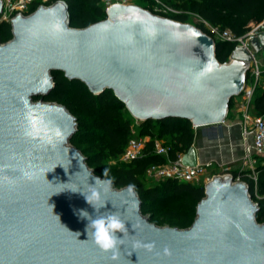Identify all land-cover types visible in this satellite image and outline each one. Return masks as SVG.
Segmentation results:
<instances>
[{
  "label": "water",
  "instance_id": "1",
  "mask_svg": "<svg viewBox=\"0 0 264 264\" xmlns=\"http://www.w3.org/2000/svg\"><path fill=\"white\" fill-rule=\"evenodd\" d=\"M3 8L0 0V17ZM106 15L73 28L60 0L15 15L12 39L0 43V264H264V224L246 182L215 175L190 227L158 226L142 214L135 188H114L71 144L76 117L34 100L55 88L57 71L94 95L112 91L138 122H225L248 80L253 56L246 49L236 46L224 64L215 38L191 23L137 4H113ZM252 46L264 48V33ZM182 161L197 165L193 146ZM82 210L92 219L118 216L123 242L101 249Z\"/></svg>",
  "mask_w": 264,
  "mask_h": 264
},
{
  "label": "trees",
  "instance_id": "2",
  "mask_svg": "<svg viewBox=\"0 0 264 264\" xmlns=\"http://www.w3.org/2000/svg\"><path fill=\"white\" fill-rule=\"evenodd\" d=\"M60 0H49L55 3ZM68 5L69 25L73 28H86L106 19L103 0H62ZM141 7L153 11L150 0H142ZM165 4L180 11L169 16L183 23H191L210 34L205 21L211 25L230 29L237 35H243L250 22L264 19V0H162ZM38 7L35 4L32 11ZM195 22H191V19ZM1 19V17H0ZM10 21H0V43L12 39ZM216 40V56L221 63L227 62L236 47L233 43ZM55 88L45 97L34 98L35 101L57 103L76 117L77 134L71 144L86 157L88 166L95 174L112 181L114 188L134 185L141 199V212L149 220L162 226L186 229L196 217L198 203L205 197L203 185L175 180H165L155 184H146L147 170L152 165L175 160L185 154L195 139L194 127L185 119L168 118L161 121L149 120L139 122L137 133L149 138L143 156L132 162L118 160L124 153L133 136L134 122L124 103L112 91L101 95L92 94L87 86L79 80H69L63 72L51 73ZM250 72L248 73V79ZM257 88L253 99L255 116L264 115V90ZM235 98L231 100L230 110ZM229 110V111H230ZM161 140L168 148L167 157L155 153V141ZM258 158V157H256ZM107 170V174L104 172ZM250 170L232 171L234 180L238 178L248 184L250 194L259 205L256 220L264 224V159L258 158L256 165L257 181L250 176Z\"/></svg>",
  "mask_w": 264,
  "mask_h": 264
},
{
  "label": "built area",
  "instance_id": "3",
  "mask_svg": "<svg viewBox=\"0 0 264 264\" xmlns=\"http://www.w3.org/2000/svg\"><path fill=\"white\" fill-rule=\"evenodd\" d=\"M133 1L134 0H103V3L107 11V9L113 4L128 5L134 4ZM150 1L152 2L153 9L151 12L154 14L163 17H169L171 15L180 13V11L165 4L162 0ZM3 2L4 8L1 17L5 21H10L17 14L24 16L31 15L35 11H32V7L35 4H37L38 7L50 6L53 4H51L49 0H3ZM201 21L205 24L212 37L223 42L233 43L235 46H240L246 49L253 56V59L250 63V78L247 80L242 94L235 100H238V106L242 112V135L245 142L244 166L240 172L250 170L251 173L249 176L256 182V165L258 162L256 157L264 159V115L253 116L251 114L253 99L259 86V80L262 74L255 58V51L252 46V41L257 39L261 33H264V19L260 22H250L247 25L246 31L243 35H237L230 29H223L220 26L211 25L203 20ZM230 61L231 57L227 62H224V64H228ZM148 140L149 138L147 137L139 136L138 133H136L134 127L133 136L130 138L124 153L120 155L119 161L129 163L139 157H142ZM154 151L160 156L167 157L168 155V148L161 140L155 141ZM183 156L184 154H180L175 160H169L159 165H152L147 170V176L154 179L156 182L170 179L178 182H187L197 185L204 182L205 185L215 175H232L231 172H224L222 174L218 173L212 176H207L209 172L208 169H212L213 167V162L197 164L194 167H190L183 164ZM235 181L241 180L238 178Z\"/></svg>",
  "mask_w": 264,
  "mask_h": 264
},
{
  "label": "crops",
  "instance_id": "4",
  "mask_svg": "<svg viewBox=\"0 0 264 264\" xmlns=\"http://www.w3.org/2000/svg\"><path fill=\"white\" fill-rule=\"evenodd\" d=\"M257 63L262 73L258 86L261 92L264 90V54L260 60H257ZM251 114L255 116L253 106ZM194 132L195 139L192 146L196 151L197 164L213 162V167L208 172L209 176L240 171L243 168L245 142L242 135V112L238 106V100H234L223 124L194 128Z\"/></svg>",
  "mask_w": 264,
  "mask_h": 264
},
{
  "label": "clouds",
  "instance_id": "5",
  "mask_svg": "<svg viewBox=\"0 0 264 264\" xmlns=\"http://www.w3.org/2000/svg\"><path fill=\"white\" fill-rule=\"evenodd\" d=\"M104 174H107V170H105ZM99 179V178H97ZM107 183H111V181H107ZM130 192H134V185L128 186ZM93 196L96 195V193L92 194ZM86 200L89 204L91 203V197L86 196ZM94 206V205H93ZM81 218H86L89 220V223L86 227V231L91 227L93 229V237L95 240V243L103 250H114L116 249L118 241L120 243L123 242V239H118L116 233L122 232L124 234H127V229L125 228V224L118 218L116 215H109L107 217L100 215L96 217L95 219H92L87 212L81 211ZM144 247L151 250L154 245L148 244L144 245Z\"/></svg>",
  "mask_w": 264,
  "mask_h": 264
},
{
  "label": "rangeland",
  "instance_id": "6",
  "mask_svg": "<svg viewBox=\"0 0 264 264\" xmlns=\"http://www.w3.org/2000/svg\"><path fill=\"white\" fill-rule=\"evenodd\" d=\"M133 3H134V4H137V5H139V6L144 5V3H143L142 0H134ZM1 20H4V19L1 17L0 21H1ZM190 21H191V22H195V20H194L193 18H192ZM263 54H264V49L261 50L260 52H257V53L255 52V58H256V60H260V58L263 56ZM138 123H139V122L135 120V122H134V126H135V131H136V133H137V126H138ZM256 160L258 161V158H256ZM117 161H119V158H118V160H111L110 162H111V163H114V162H117ZM208 171H211V169H208ZM207 176H209V174H208ZM155 183H156V181H155L154 179H152V178H150V177L147 176V178H146V184H147V185L155 184ZM199 185H203V186H205V185H204V182H203V183H200ZM146 217H148V215H146ZM166 226H168V225H167V224H164V225H162L161 227H166Z\"/></svg>",
  "mask_w": 264,
  "mask_h": 264
}]
</instances>
